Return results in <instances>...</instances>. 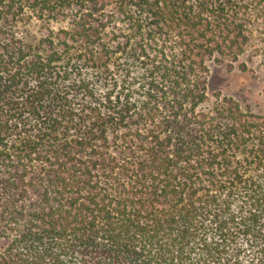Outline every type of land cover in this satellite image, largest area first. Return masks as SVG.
I'll return each instance as SVG.
<instances>
[{
  "label": "trees",
  "instance_id": "trees-1",
  "mask_svg": "<svg viewBox=\"0 0 264 264\" xmlns=\"http://www.w3.org/2000/svg\"><path fill=\"white\" fill-rule=\"evenodd\" d=\"M256 57L264 0H0V264H264V112L207 94Z\"/></svg>",
  "mask_w": 264,
  "mask_h": 264
},
{
  "label": "rangeland",
  "instance_id": "rangeland-1",
  "mask_svg": "<svg viewBox=\"0 0 264 264\" xmlns=\"http://www.w3.org/2000/svg\"><path fill=\"white\" fill-rule=\"evenodd\" d=\"M241 62L246 57L240 58ZM247 71L229 70L223 65L210 64L207 94L213 100L216 94L228 97L254 113L264 112V64L261 58L247 62Z\"/></svg>",
  "mask_w": 264,
  "mask_h": 264
}]
</instances>
